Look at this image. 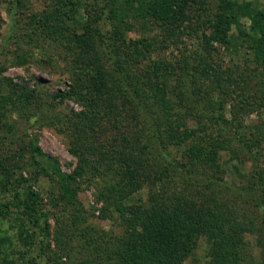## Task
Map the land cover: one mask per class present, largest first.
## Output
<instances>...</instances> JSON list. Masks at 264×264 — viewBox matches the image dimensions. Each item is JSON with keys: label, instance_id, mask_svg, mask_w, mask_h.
Here are the masks:
<instances>
[{"label": "trees", "instance_id": "16d2710c", "mask_svg": "<svg viewBox=\"0 0 264 264\" xmlns=\"http://www.w3.org/2000/svg\"><path fill=\"white\" fill-rule=\"evenodd\" d=\"M6 11L0 58L52 66L64 89L40 97L2 77L0 63V146L17 116L65 136L77 162L64 172L29 137L32 180L12 178L0 157V221L15 216L11 228L28 246V229L37 228L40 248L11 258L12 238L0 236V264H264V210L238 214L215 196L226 187L201 171L218 164L228 142L252 161L248 186L264 182L263 140L242 122L255 110L244 95L264 106V3L42 0L33 11L10 0ZM230 34L246 70L224 61ZM39 176L54 184L47 201L34 186ZM87 176L99 180V218L116 221L119 235L88 222L78 201ZM143 189L145 202L135 199ZM200 236L210 240L205 259L192 254Z\"/></svg>", "mask_w": 264, "mask_h": 264}, {"label": "rangeland", "instance_id": "374dc122", "mask_svg": "<svg viewBox=\"0 0 264 264\" xmlns=\"http://www.w3.org/2000/svg\"><path fill=\"white\" fill-rule=\"evenodd\" d=\"M82 1V0H81ZM238 2L243 1H253L258 2L259 4L264 3V0H236ZM0 13L2 15L4 24L1 28V39L5 37L8 31L9 19L6 14V5L10 0H0ZM25 5L27 9L38 11L42 8V0H25ZM83 4L80 3L78 12L80 15L83 13ZM233 33V31L231 32ZM231 35V44L222 50V55L224 57L225 63L231 65H236L244 69L247 66V61L244 50L239 46L237 41L233 39ZM131 37H134L133 34H130ZM48 43H45V46ZM49 46V45H48ZM26 48H23L25 50ZM1 65L5 66V70L1 74L2 77L11 78L14 83L22 85L28 90L34 91L35 94H39L40 97H43L44 94H54L56 91L64 89V85L61 84L58 80V77L61 76V72L57 69L54 70L52 66H46L43 63L42 68H39L36 64H17L16 57L11 54L7 56H2L0 58ZM60 63V62H59ZM63 67V63L59 64ZM250 65V64H248ZM246 70V69H244ZM251 72V71H249ZM63 76V74H62ZM61 76V77H62ZM64 77V76H63ZM60 79V78H59ZM255 81H253L252 86H254ZM5 92V87L0 85V94L3 95ZM256 102L254 99H249L244 95L245 98L255 106V110L246 112L243 115V123L246 125L253 126V131L257 135L258 139L264 144V106L262 108L257 107L258 97L254 94ZM66 108L79 109L78 106L73 104L70 101L65 103ZM231 105L228 101L226 103V109H230ZM258 109V110H257ZM229 111V110H228ZM38 112V111H37ZM35 113L39 115V113ZM230 118V115H227ZM9 123L13 124L15 130L8 135V138L0 146V157L3 158L4 164L7 165L10 171H13L12 178H20L22 176L25 179H31L35 173L34 165L31 164L30 154L28 150H24L27 143V138L35 139V143L47 154L55 157L61 164V168L64 172H71L76 165L75 157L69 152L67 146V138L62 134H58L53 130L42 128L37 123L30 122L29 120L18 119L17 116H12L9 119ZM208 124V123H207ZM216 132L214 131V134ZM228 139H226L227 141ZM228 146L227 151H221L216 166H212L211 169H201L203 173L210 177L211 180L219 181V183L226 187H221V192H216L215 196L218 199L224 200L227 204L233 203V210H235L240 215H246L248 212H253L258 210L261 213L263 209L261 207L253 208V202L261 204L262 195L264 194V182H252L250 186L249 177L251 176L252 161L240 150L235 144H230L226 142ZM24 147V149H23ZM176 148H171V153L175 154ZM177 150V149H176ZM206 170V171H204ZM80 190L78 194V201L81 203L83 210L88 212V222L94 225L99 229L108 231L111 234L119 235L122 232V228L116 221L110 220H101L99 218L98 209L101 206V203L96 201V188L99 185V180L88 178V176L78 181ZM35 189L39 191L40 195L43 198L48 199V190L54 187V184L47 178L39 176L38 181L34 185ZM227 186L229 188H227ZM201 188V186H200ZM202 189V188H201ZM56 190V189H55ZM203 191V190H202ZM211 191L210 187L205 189L204 193H209ZM263 192V193H262ZM7 197L10 194L6 195ZM147 197V189H143L136 194L135 199H141L145 202ZM264 197V195H263ZM229 200L231 201L229 203ZM47 201V200H46ZM47 203V202H46ZM262 204H264L262 202ZM46 209L48 206H45ZM55 213V215H58ZM15 216L10 218L9 221H0V236H9L12 238V248L9 251L11 258H18V253H24L26 258H31L35 256L39 251V236L37 234V228L31 227L28 229L29 243L32 246L26 245L27 243L20 241L15 233V229L11 228L13 223H10ZM51 225L53 227L54 222L51 219ZM51 234H53V229ZM76 246V242L72 244ZM210 248V240L204 236H200L198 239V244L195 251L192 253L197 259H205ZM29 249V250H28ZM31 249V250H30ZM51 249L54 247L51 245ZM72 251V248L70 249ZM78 253V252H77ZM260 251H256L255 255L259 257ZM80 254V253H78ZM65 258V257H63ZM75 258V256H72ZM76 259V258H75ZM187 264V262L185 263Z\"/></svg>", "mask_w": 264, "mask_h": 264}]
</instances>
